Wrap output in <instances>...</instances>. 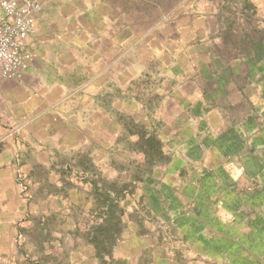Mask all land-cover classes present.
<instances>
[{
  "label": "crops",
  "instance_id": "1",
  "mask_svg": "<svg viewBox=\"0 0 264 264\" xmlns=\"http://www.w3.org/2000/svg\"><path fill=\"white\" fill-rule=\"evenodd\" d=\"M36 1L34 59L0 82V264H264V37L184 0L163 19L158 0ZM115 156L137 159L120 197ZM79 186L103 194L93 218L123 208L105 252L50 227Z\"/></svg>",
  "mask_w": 264,
  "mask_h": 264
},
{
  "label": "rangeland",
  "instance_id": "2",
  "mask_svg": "<svg viewBox=\"0 0 264 264\" xmlns=\"http://www.w3.org/2000/svg\"><path fill=\"white\" fill-rule=\"evenodd\" d=\"M183 0H158L159 3V18L163 19L166 16V9L169 8L172 4L178 5ZM154 2V0H153ZM185 3H190L192 7L197 5L209 4L216 9H221L224 12L231 13L232 19L234 20H244L248 21L249 26L253 25L254 28L249 27V36H253L256 40H262L264 37V30L262 26L264 25V8H261L264 4V0H184ZM143 9L148 8L149 2L143 1ZM249 7V13L242 15V9ZM254 10V12H250V10ZM264 47V46H261ZM136 158H129V160H125L120 156L112 157L111 159V173L109 180L105 179V187L106 190H109L113 197H120L123 195V191L126 190L132 191L133 183L127 182L126 186L122 187L121 185V170H124L127 166L132 167L131 172V180L135 179L136 172L134 169ZM97 171V170H96ZM139 174V172H138ZM94 179L98 182L102 180V177L97 172H94ZM72 190L70 186V182L66 184L64 189V194L68 195ZM74 190V189H73ZM94 196L95 202L94 204L90 201L85 203L81 202V195H86V192H89ZM89 191L85 188V186H79V206L77 207V218L70 220L69 216H63L59 220L51 221L50 227L57 228L60 226L62 232V240L64 245L70 247L71 239L76 236L78 238V247L82 248L85 244L88 243H97L102 252H105V247H108L110 244L114 242L117 238L120 230L123 227L122 221L119 219V216L122 214V207H120L119 202H112V214L113 217L110 218L106 223L100 225L103 221L99 219L93 218L91 213H89V209L91 207H96L101 204L103 195L97 189H89ZM24 193V192H23ZM25 194V193H24ZM97 201V202H96ZM100 202V203H99ZM68 215H70L68 213ZM96 215V214H95ZM93 215V216H95ZM74 216V215H73ZM73 222V228L71 227V223ZM100 225V226H99ZM75 227V228H74ZM77 230V231H76ZM63 264H66V253L65 250L63 252ZM46 262H49V258L45 259ZM14 260L12 257L7 256L2 259V264H13Z\"/></svg>",
  "mask_w": 264,
  "mask_h": 264
},
{
  "label": "built area",
  "instance_id": "3",
  "mask_svg": "<svg viewBox=\"0 0 264 264\" xmlns=\"http://www.w3.org/2000/svg\"><path fill=\"white\" fill-rule=\"evenodd\" d=\"M39 7L36 0H0V82L11 79L33 61L34 55L23 49L22 43L33 30V12ZM15 176L21 192L27 193L26 174L20 167Z\"/></svg>",
  "mask_w": 264,
  "mask_h": 264
},
{
  "label": "trees",
  "instance_id": "4",
  "mask_svg": "<svg viewBox=\"0 0 264 264\" xmlns=\"http://www.w3.org/2000/svg\"><path fill=\"white\" fill-rule=\"evenodd\" d=\"M113 217V214H112V208H111V205L109 206V209H108V218L106 220H104L100 225H102L103 223H106L110 218ZM99 225V226H100ZM96 246H99L97 243H94ZM106 251V247L104 249Z\"/></svg>",
  "mask_w": 264,
  "mask_h": 264
}]
</instances>
